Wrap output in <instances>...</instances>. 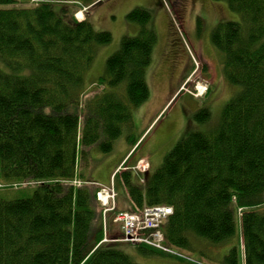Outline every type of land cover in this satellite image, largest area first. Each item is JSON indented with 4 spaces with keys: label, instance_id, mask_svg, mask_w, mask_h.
<instances>
[{
    "label": "trees",
    "instance_id": "16d2710c",
    "mask_svg": "<svg viewBox=\"0 0 264 264\" xmlns=\"http://www.w3.org/2000/svg\"><path fill=\"white\" fill-rule=\"evenodd\" d=\"M19 1L0 0V264H141L130 245L104 240L101 185L80 160L86 147L112 151L150 96L151 13L127 14L139 31L123 36L98 78L104 90L82 105L91 63L112 33L56 0ZM225 1L242 20L219 22L212 39L239 92L215 122L200 108L194 118L207 127L179 140L160 167L121 170L114 182L136 207H173L166 244L211 262L264 264V0ZM136 244L138 253H162Z\"/></svg>",
    "mask_w": 264,
    "mask_h": 264
},
{
    "label": "rangeland",
    "instance_id": "374dc122",
    "mask_svg": "<svg viewBox=\"0 0 264 264\" xmlns=\"http://www.w3.org/2000/svg\"><path fill=\"white\" fill-rule=\"evenodd\" d=\"M62 2L60 0L55 1L58 4H62ZM82 2L85 3L86 1ZM165 2L176 29L174 35L167 33L170 32L168 22L158 17V12L161 9L156 8L153 16L154 19L158 17L160 21V23L156 21L158 38L154 44L151 63L146 68L150 96L146 102L132 109L134 124L115 140L112 151L104 153L96 146L85 148L86 156L80 160V163L82 162L80 172L87 173L89 178L90 173L92 178L96 180L105 181V179L111 178L114 168L120 162L126 149L130 151L129 156L116 172L125 169L126 171H135L134 160L140 154H146L150 157L140 163L142 172L147 173L151 170V167L149 170H143L146 167L143 163L146 164V161L149 160H152L154 166L160 167L166 155L179 140L186 137L191 131L202 130L207 127L194 118L200 108L208 107L212 113V122H215L220 119L227 102L239 92V86L232 84L226 76L224 53L214 44L212 33L221 21H241V14L232 10L225 0H166ZM36 3L35 0H20L15 6L31 7ZM66 5H69L71 12L77 19H80L76 10L80 9L82 5H78L77 2L66 3ZM135 7L130 8L129 11ZM100 8L106 11L112 10L110 18L107 17L106 13V17L100 22V25L106 26L109 28L108 31H112L113 40L108 44L99 45L97 49L87 76V83L91 87L86 91L82 105L86 99L92 98L104 90L105 86L97 83L98 78L105 73L108 57L118 50L124 36L122 35V22L125 19V8L120 0H104ZM115 35L117 36L116 39L114 38ZM81 107L78 109L80 113ZM138 138L137 143L132 144V141ZM137 145L139 148L135 150ZM80 180L75 178L73 183L80 185L83 183V180ZM112 180L114 181V178ZM15 184L18 186V183ZM29 184H35V181ZM24 185L27 186L28 182H25ZM23 192L28 193L29 190ZM115 204L117 207L116 197ZM110 205L111 201L109 204H101V202L97 204L98 219L102 212V222L105 228L104 240L119 241L123 247L130 245L126 248L139 263L221 264L211 262L205 257L201 259L203 260L201 262L188 261L186 257L178 256V254L177 258L168 253H161V251V254L154 255L138 253L133 248V244L136 243L124 238L119 224L113 218L115 217L114 213L108 209ZM130 209L135 208L132 206ZM174 248L178 249L177 247ZM214 249L220 255L224 246H216ZM181 250L195 261L199 260L189 251ZM226 250L227 247L221 255Z\"/></svg>",
    "mask_w": 264,
    "mask_h": 264
},
{
    "label": "crops",
    "instance_id": "0c3cea01",
    "mask_svg": "<svg viewBox=\"0 0 264 264\" xmlns=\"http://www.w3.org/2000/svg\"><path fill=\"white\" fill-rule=\"evenodd\" d=\"M82 1H86V2L83 3ZM165 1L166 0H120L121 4L125 8L124 9L125 10L124 11L125 19L122 22V33H123L122 35H131V34L133 35L139 31V28H140L139 25L136 23H132L127 19V14L130 12L129 11L130 8H132L134 6L146 9L151 13V18H150L148 25L156 32V35H157L156 21L160 23L159 18H162L163 21L168 22L167 25L170 28V32H167V33H171L172 35H174L176 28L174 26L171 14L169 13V10L167 8L168 5ZM76 2L78 3V5H82L80 9L76 10L78 14L79 13L82 14L81 17L78 16L80 18L79 20H83V18L84 19L88 18L92 22L95 29H97V30L109 29L106 26L100 25V22H102V20L105 19L106 13H107L108 18H110V14H112V12H111L112 10L108 9L106 11V10H104V9L102 10L100 8V5H102L104 0H65L63 3L66 4V3H76ZM156 8L161 9V11L158 12L159 18L156 17V19H154L153 13H154ZM111 33H112V31H111ZM114 38L116 39L117 36L115 35ZM157 38H158V35H157ZM129 153H130V151L128 149H126V151L124 152L120 162L114 168V171L111 174V178H107V179H105V181L97 179L99 181V183L108 185L111 182V179L113 178L114 173L118 170V168H121L125 159H127V157L129 156ZM147 157H149V156L146 154H140L135 158L134 163L137 162L139 159H143V161H144V160H146ZM148 162L151 164L152 160H149ZM116 188H117L116 191L118 190V192L116 193L117 208L121 209V210H128L132 206L135 207V204L132 201V199L130 198V195H129L125 185L121 182V183H118Z\"/></svg>",
    "mask_w": 264,
    "mask_h": 264
},
{
    "label": "built area",
    "instance_id": "2783aa9c",
    "mask_svg": "<svg viewBox=\"0 0 264 264\" xmlns=\"http://www.w3.org/2000/svg\"><path fill=\"white\" fill-rule=\"evenodd\" d=\"M140 163L137 162V168L140 169ZM148 166V164L146 163ZM116 193L113 187L103 188L98 192V198L103 204L111 205L109 210L115 208ZM173 208L166 204L148 205L142 208L136 207L134 210L118 211L115 221L119 222L123 236L127 241L148 245L161 251L178 254L173 248L165 244L163 232V223L172 214Z\"/></svg>",
    "mask_w": 264,
    "mask_h": 264
},
{
    "label": "bare ground",
    "instance_id": "6f19581e",
    "mask_svg": "<svg viewBox=\"0 0 264 264\" xmlns=\"http://www.w3.org/2000/svg\"><path fill=\"white\" fill-rule=\"evenodd\" d=\"M64 2V1H63ZM78 16H81V13H79L78 14ZM84 19V18H83ZM91 87V86H90ZM205 94V93H204ZM130 158V157H129ZM144 165H146L145 163H143ZM143 166V165H142ZM148 168V166L146 165V167L144 168V170L145 169H147ZM152 168V167H151ZM148 170H149V168H148ZM146 174V173H145ZM142 176V175H141ZM80 181H82V180H80ZM76 184V183H75ZM110 184V183H109ZM116 186V185H115ZM102 216V215H101ZM113 217V216H112ZM112 219V218H111ZM167 221V220H166ZM164 225V224H163ZM163 229H164V227H163ZM108 238V237H107ZM107 242V241H106Z\"/></svg>",
    "mask_w": 264,
    "mask_h": 264
},
{
    "label": "flooded vegetation",
    "instance_id": "af4514ba",
    "mask_svg": "<svg viewBox=\"0 0 264 264\" xmlns=\"http://www.w3.org/2000/svg\"><path fill=\"white\" fill-rule=\"evenodd\" d=\"M143 170H144V169H143ZM146 170H148V168H147V169H145V171H146Z\"/></svg>",
    "mask_w": 264,
    "mask_h": 264
}]
</instances>
